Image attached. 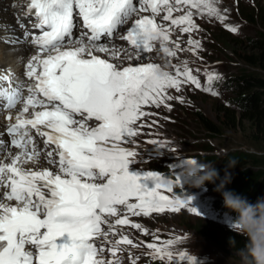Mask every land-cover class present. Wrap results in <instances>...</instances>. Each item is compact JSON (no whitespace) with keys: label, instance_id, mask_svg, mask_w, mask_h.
I'll use <instances>...</instances> for the list:
<instances>
[{"label":"snow or ice","instance_id":"1","mask_svg":"<svg viewBox=\"0 0 264 264\" xmlns=\"http://www.w3.org/2000/svg\"><path fill=\"white\" fill-rule=\"evenodd\" d=\"M26 15L35 17L33 28L39 30L38 35L24 34L37 48L25 66L24 75L33 81L27 96L23 81L14 82L10 71L0 74L2 107L10 113L22 105L15 121L9 114V123L0 129V264H122L118 254L126 249L120 246L137 245L120 234V226L148 234L129 216L184 209L201 215L188 201L164 194L173 187L163 184L159 173L129 172L138 152L122 144L132 143L145 127H136L150 115L144 107L171 110L167 101L183 104L184 98L173 97L170 89L180 92L187 83L202 87L186 62L169 72L142 61L157 43L169 58L178 51L195 53L201 42L191 37L199 30L194 16L220 22L227 17L216 0H29ZM77 19L84 31L74 38ZM129 21L119 39L130 48L117 49L112 41ZM176 29L189 34L187 49L181 48L179 37L172 39ZM122 53L137 63L111 62ZM206 75L209 86L202 90L216 95L210 87L215 74ZM33 131L43 139V148ZM147 142L167 147L164 141ZM41 158L48 167H38ZM141 180L155 186L148 189ZM175 182L182 183V176ZM181 239L146 242V247L153 259L166 258L168 264H199L186 252L174 256L170 247Z\"/></svg>","mask_w":264,"mask_h":264},{"label":"rangeland","instance_id":"2","mask_svg":"<svg viewBox=\"0 0 264 264\" xmlns=\"http://www.w3.org/2000/svg\"><path fill=\"white\" fill-rule=\"evenodd\" d=\"M17 0H13L14 5ZM264 0H216V6L220 10L222 15L227 17L226 20L220 22L214 17H208L207 15H195V23L199 26L198 31H194L191 34L192 39L199 40L201 42V48L195 53L185 50L184 61H179V64L186 62L195 73V76L201 82V88L198 89L195 85L190 83L182 85V90L176 92L174 89L169 90V94L173 97L180 96L184 98V103H180L176 99L167 101L166 103L171 105L169 110L164 105L159 108L155 106H146L144 111L150 113V115L142 117L137 122L136 127L139 128L140 124H144L145 127L140 128L144 131L147 138L143 140V143L151 148L152 156L161 163V171L164 174H160L162 177L169 178L172 181L173 192L177 191V187H182L183 195L179 198L188 201L189 206L195 208L201 215L197 216L194 213L181 210L178 213H172L165 211L164 213L151 214L150 217L140 218L133 221V223H140L142 228L148 230V234L144 235L141 230L133 229L132 227L125 226L126 233L137 237V247L142 249V252L146 258L152 256L150 251L146 247V242L160 243L169 239L175 240L177 237H181L180 242L175 243L170 247L174 256L180 252H186L189 255L196 256L199 264H239L240 258L232 259L225 254L216 250L208 241L196 234L193 230V226L200 220L209 221L213 223L223 224L230 227L232 223L229 220H225L219 223L214 217V214L209 210L207 199L212 198L213 191L209 188L201 186L199 188L190 187L184 183L182 177V183H176L175 177L180 175L181 162L185 159H195L201 163L204 161L196 158L195 156H204L206 153L202 151H196L195 144H207L214 150V156L222 158L228 153L233 151H248L255 155H258L261 159H264V142L259 145L252 144L248 140L250 135L245 132L246 125L242 129L243 131L235 129H227L225 135L218 139H209L204 132L200 131L197 124L186 115V112H192L194 108L200 109L206 117L215 120L220 118L218 114V106L224 105L237 111V105L231 103V100L237 98V92L240 91L237 88L233 90V85L228 84L225 80L229 76H237L238 73L255 74L258 73L264 76L262 71H254L248 69L244 64L238 61L237 53L232 54V51L226 50L227 46H233L231 41L217 42L216 38H219L218 33L226 32L234 40L239 42H245L247 38H253L256 35V31L260 28L258 25L250 24L243 19L241 12L246 13L250 8L252 2H260ZM17 6V5H16ZM24 10V9H23ZM23 10H19L21 12ZM195 11V10H194ZM17 12L14 10L11 14ZM174 15H178L174 14ZM6 20L8 17L5 18ZM12 19V18H11ZM225 25L235 26L238 28L236 33L228 30ZM179 37L181 48L187 49V40L189 34L180 33L176 29L173 33L172 39L176 40ZM242 45H246L243 43ZM244 47V46H243ZM118 49H122L117 45ZM235 50H238L236 47ZM1 59L5 58V54L0 50ZM122 62L124 66L129 63L135 64L136 61H129L121 56L120 60H115V63ZM143 63H157L164 67L165 60L157 59L154 55H145ZM23 66V65H21ZM206 74H215V81L218 85L213 89L216 95H212L209 92L203 91V87L207 81ZM239 74V75H240ZM222 91L218 94L221 83L224 82ZM238 83H235L237 85ZM238 87V86H237ZM241 92V97L248 96L264 99V86L263 85H247ZM246 96V97H248ZM264 102V101H263ZM1 120V114H0ZM155 139L158 141H164L167 143L166 148H160L159 146L149 144L147 141ZM264 171V168H259ZM167 172V173H166ZM163 191V190H162ZM172 196H176L173 194ZM203 203L197 205L193 202ZM158 238V239H157ZM160 264L168 262L165 258L160 260ZM181 264H187V262H181Z\"/></svg>","mask_w":264,"mask_h":264},{"label":"trees","instance_id":"3","mask_svg":"<svg viewBox=\"0 0 264 264\" xmlns=\"http://www.w3.org/2000/svg\"><path fill=\"white\" fill-rule=\"evenodd\" d=\"M241 14L245 21L258 25L260 28V31H256L255 37L247 38L245 42H239V40L229 38V34L226 32H217L219 36V38H216L217 42L231 41L230 43L233 46H227L226 50L232 51L233 55L239 51L241 55L237 54V57L240 63L250 70L264 72V1H261V3L252 2L251 8L246 13L241 12ZM243 43L246 45H242ZM236 47L238 50H235ZM239 74L237 76H230L228 83L233 85V90L235 88L240 89L237 92V98L231 100V103L237 105V111L224 105H219L217 111L220 118H216L215 120L209 119L197 108H194V110L190 109L192 112H186V115L197 124L200 131L204 132V135H207L209 139L222 137L225 135L227 129H237L241 132L246 125L245 132L250 135L248 141L259 145L261 142H264V99L261 101V96L260 98H252L247 94L241 97V92L244 91L243 89L247 85L264 86V76L258 73H250V75L248 73ZM235 83L238 84L235 85ZM195 146L197 147L196 151L206 153L204 156L195 157H198V159L205 163L216 166L221 178L225 174L227 165L235 162V167L228 169L232 175V182L226 186L227 190L234 191L246 198L251 204H255L259 198L264 197V171L259 169L264 168V159L248 151H233L219 158L214 156V150L211 146H207L205 143L195 144ZM218 183L219 180L216 181V184ZM216 184L207 182L205 184L206 187H209L213 191L214 197L212 200H209L212 211L216 212V216L219 219L229 216L235 221L237 213L223 206L222 196L220 193L214 191ZM193 230L208 241L216 250L232 259L240 258L238 253L243 251L247 245L245 235L213 222L200 220L195 223Z\"/></svg>","mask_w":264,"mask_h":264},{"label":"clouds","instance_id":"4","mask_svg":"<svg viewBox=\"0 0 264 264\" xmlns=\"http://www.w3.org/2000/svg\"><path fill=\"white\" fill-rule=\"evenodd\" d=\"M234 165L235 162L227 165L225 174L221 178L216 166L185 159L181 162L180 175L184 183L196 188L204 186L206 182L216 184L219 180L214 191L222 196L225 208L237 213L232 230L248 238L246 248L238 253L239 264H264V197L259 198L255 204H251L246 198L227 190L226 186L232 182V175L228 169L234 168ZM161 182L165 185L172 183L167 177H162Z\"/></svg>","mask_w":264,"mask_h":264},{"label":"bare ground","instance_id":"5","mask_svg":"<svg viewBox=\"0 0 264 264\" xmlns=\"http://www.w3.org/2000/svg\"><path fill=\"white\" fill-rule=\"evenodd\" d=\"M21 1L23 0H17L14 5L13 0H0V50L5 54V58L3 59H1L0 55V70L6 71L7 73L10 71L13 74L14 80H16L17 74L13 72L20 68L21 65H26L30 54L29 48L24 44L23 38L19 35L17 27L11 19V13L14 10L17 12L19 10H25L26 3L29 2L28 0L26 3H20ZM6 17H8L7 20L5 19ZM114 43L115 46H121L122 49L126 47L124 42ZM112 44H109V46L111 47ZM97 55H100L101 58H109L106 54L97 53ZM111 62L115 63V60ZM120 63L122 62L118 61L117 64ZM2 124H5L4 120H0V129H3ZM38 167H48V165L41 161Z\"/></svg>","mask_w":264,"mask_h":264}]
</instances>
